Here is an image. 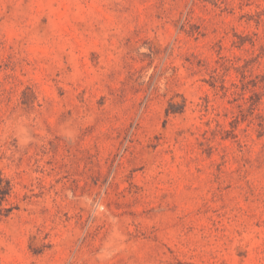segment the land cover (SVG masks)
Segmentation results:
<instances>
[{
	"label": "rangeland",
	"instance_id": "1",
	"mask_svg": "<svg viewBox=\"0 0 264 264\" xmlns=\"http://www.w3.org/2000/svg\"><path fill=\"white\" fill-rule=\"evenodd\" d=\"M0 264H264V0H0Z\"/></svg>",
	"mask_w": 264,
	"mask_h": 264
}]
</instances>
